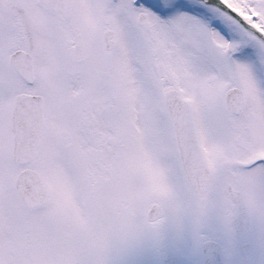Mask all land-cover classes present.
I'll list each match as a JSON object with an SVG mask.
<instances>
[{
    "label": "snow or ice",
    "instance_id": "obj_1",
    "mask_svg": "<svg viewBox=\"0 0 264 264\" xmlns=\"http://www.w3.org/2000/svg\"><path fill=\"white\" fill-rule=\"evenodd\" d=\"M0 264H264V0H0Z\"/></svg>",
    "mask_w": 264,
    "mask_h": 264
}]
</instances>
